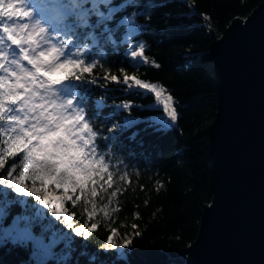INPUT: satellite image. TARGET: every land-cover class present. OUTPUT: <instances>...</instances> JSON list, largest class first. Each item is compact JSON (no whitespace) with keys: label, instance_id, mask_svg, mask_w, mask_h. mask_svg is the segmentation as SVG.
Here are the masks:
<instances>
[{"label":"trees","instance_id":"1","mask_svg":"<svg viewBox=\"0 0 264 264\" xmlns=\"http://www.w3.org/2000/svg\"><path fill=\"white\" fill-rule=\"evenodd\" d=\"M260 2L110 0L108 6L119 9L106 22L110 30L115 29V44L105 39L103 25L75 29L78 39L74 44L90 46L82 58L94 62L84 80H97L96 85L78 84L77 92L86 97L90 120L96 117L92 128L98 133V151L106 154L108 165L103 177L107 180L112 175L108 181L112 187L97 186L94 216L89 215L91 203L87 211L82 201L66 204L69 214L75 213L74 226L87 230L97 224L87 240L71 234L68 258L62 257V250L43 254L35 241L9 234L18 209L8 206L9 215L0 222V264H185L186 256L177 253L196 237L202 209L211 200L207 129L216 111V90L209 47L235 17L245 18ZM56 3L63 14V25H55L62 41L78 19L70 0ZM100 8L106 11L105 6ZM96 20L90 17L92 25ZM120 21L124 23L116 28ZM128 28L133 30L130 43L140 52L137 62L127 53ZM89 32L96 37L94 45ZM112 75L120 83L111 81ZM125 76L163 89L162 96L171 97L177 121L170 120L155 93L135 86L134 80L123 84ZM98 100L104 105L101 109L95 108ZM124 103L130 109L117 107ZM109 116L112 119H106ZM114 121L118 127L109 133ZM126 123L131 126L125 127ZM134 133L135 138L129 139ZM112 192L117 194L112 196ZM113 230L116 241L122 236L129 241L119 253L110 247L104 250ZM35 232L32 227L34 236Z\"/></svg>","mask_w":264,"mask_h":264},{"label":"snow or ice","instance_id":"2","mask_svg":"<svg viewBox=\"0 0 264 264\" xmlns=\"http://www.w3.org/2000/svg\"><path fill=\"white\" fill-rule=\"evenodd\" d=\"M90 2L92 7L80 12L78 23L59 45L50 41L48 29L43 26L41 19H35L31 24L2 25L3 33L18 50V56L9 59L0 51V188L10 190L16 196L30 198L40 206L31 215L16 216L7 231L9 234L16 233L21 240L35 241L37 250L43 254L50 253L52 247L65 239L55 231L47 243L43 234L33 235L34 224L41 225L42 233L52 229L50 222L43 223L44 210L73 235L87 240L97 224L93 223L87 230L74 226L75 213L69 214L66 204L82 201L87 211L91 203L93 208L89 215L94 216L96 208L93 198L98 197L97 186L107 184L108 188L112 187L108 183L112 181V175L109 174L107 180L103 177L108 165L104 163L106 154L98 151V133L92 128V120L96 117L90 120L85 107L86 97L77 92L80 83L97 84V80H84V74L92 71L94 62H86L82 58L89 45L78 47L74 41L78 39L76 28H100L103 25L105 39L115 44V29L110 30L106 22L112 21L119 9L109 7L110 0ZM76 3H81V0H76ZM99 5L105 6L106 11ZM92 15L97 18L94 25L90 23ZM31 16L32 12L26 9L24 0H0V17L12 21L13 17L22 20ZM53 16L56 19L63 18L59 13ZM123 23L120 21L116 28ZM132 31L129 29V39ZM88 35L91 37L92 33ZM3 42L0 37V44ZM92 43L95 44L94 39ZM139 48L144 49L145 45L140 43ZM131 57L140 58V52L131 51ZM142 59L144 63L148 62L146 57ZM110 79L120 83L116 75ZM130 80H134L135 86L140 89L155 93L170 120L177 121L176 110L169 103L171 97L162 96L163 89L158 90L156 84L144 83L128 76L124 77L123 84L130 85ZM103 107L98 100L95 108ZM117 107L130 109L131 105L124 103ZM96 116H99V112ZM118 123L114 121L108 132H113ZM130 126L131 123L125 124V127ZM135 135L129 139H134ZM109 138L103 137L105 140ZM9 158L10 165L6 166ZM116 194L111 193L112 196ZM99 198L103 199V193ZM8 215L7 205L0 206V222ZM113 235L107 237L104 250H109V245L111 249L118 247ZM128 243L125 241L124 245L119 246H127Z\"/></svg>","mask_w":264,"mask_h":264},{"label":"water","instance_id":"3","mask_svg":"<svg viewBox=\"0 0 264 264\" xmlns=\"http://www.w3.org/2000/svg\"><path fill=\"white\" fill-rule=\"evenodd\" d=\"M216 111L209 123L211 200L185 264H264V0L214 40Z\"/></svg>","mask_w":264,"mask_h":264},{"label":"rangeland","instance_id":"4","mask_svg":"<svg viewBox=\"0 0 264 264\" xmlns=\"http://www.w3.org/2000/svg\"><path fill=\"white\" fill-rule=\"evenodd\" d=\"M70 1L75 8L74 15H76L77 19L79 17L80 12H82L86 8L92 7L90 0H81V3H79V4L76 3V0H70ZM24 4L26 6V9L30 10L32 12L31 17H26L22 20L18 17H13L12 21H8L7 17H0V37H2L3 41H4L2 44H0V51H3L5 56L9 59L13 58L14 56H18V50L16 49V47L14 45L11 44L10 41L7 40V35L5 33H3L2 25H4V24H9V25L19 24V23L31 24V23L35 22V19H41L43 26L46 29H48L47 35L49 36L50 41L52 43L57 44V45H59L60 41H61L60 38L58 37L57 33H56L57 30H56L55 25L58 23L62 24L63 18L56 19V18H54L53 14L59 13V15L61 17H63V14H62V10H61L60 6L58 5V3H56V0H48V3H46L45 0H24ZM87 4H89V5H87ZM99 7H100V5H99ZM109 7H112V6H109ZM50 25H51V27H50ZM131 36H132V34H131ZM128 37H129V30H127V32L125 33V39H126V41H128L130 43L131 39H129ZM89 39L91 41H93V39H94L95 43H97L96 37L94 35L89 37ZM131 51H138L136 48H134L133 43H130V47L127 51V53L130 55V57H131ZM131 58L135 62L140 61V58H133V57H131ZM6 130L7 129L5 126V131ZM10 162H11V158L8 159L6 166L10 165ZM4 205H7V207L13 206L14 208L18 209V212L15 214L13 219L16 216H20V215H31L36 211L37 207H40V206L36 205L35 201L31 200L30 198L25 199L23 197L16 196L10 190L0 188V206H4ZM44 211L46 214H45V219H44L43 223H49L50 222L52 224V229L48 232L42 233L41 225L40 224H34L32 227H34V229L36 230L35 236H40L41 234H43L44 239H45V243H47L49 238L51 237V233L53 231L58 232L59 234L63 235L65 237V239L60 241L59 243H57L54 247H52L51 252L52 251L54 252L57 250H62L63 251L62 257L68 258V256H69L68 248L70 247L69 239H70L72 233L69 230H67L63 225H60L57 221H55L54 218H51L50 214H48L46 212V210H44ZM109 235H113V231ZM126 239H127L126 236H122L121 239L116 241L114 239V235H113V241L118 245V247H115L114 249L118 253L122 249V247L119 245H123L125 243ZM105 243H107V240ZM109 247H110V245H109Z\"/></svg>","mask_w":264,"mask_h":264}]
</instances>
